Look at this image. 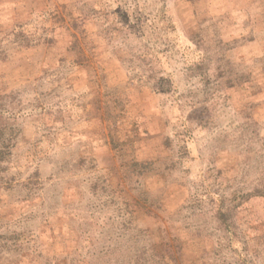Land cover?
<instances>
[{"label":"rangeland","instance_id":"obj_1","mask_svg":"<svg viewBox=\"0 0 264 264\" xmlns=\"http://www.w3.org/2000/svg\"><path fill=\"white\" fill-rule=\"evenodd\" d=\"M0 264H264V0H0Z\"/></svg>","mask_w":264,"mask_h":264},{"label":"trees","instance_id":"obj_2","mask_svg":"<svg viewBox=\"0 0 264 264\" xmlns=\"http://www.w3.org/2000/svg\"><path fill=\"white\" fill-rule=\"evenodd\" d=\"M154 258H149L148 260L152 261Z\"/></svg>","mask_w":264,"mask_h":264}]
</instances>
